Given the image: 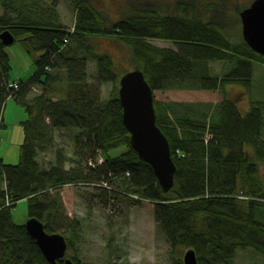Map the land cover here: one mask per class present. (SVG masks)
Masks as SVG:
<instances>
[{
    "label": "trees",
    "instance_id": "obj_1",
    "mask_svg": "<svg viewBox=\"0 0 264 264\" xmlns=\"http://www.w3.org/2000/svg\"><path fill=\"white\" fill-rule=\"evenodd\" d=\"M72 1L77 11L73 31L61 21L56 0H1L0 33L9 29L16 39L28 33V48L43 52L37 70L27 80L15 79L20 88L13 89L9 55L0 38V129L10 96L26 113L21 120L25 138L20 161L0 157V264H51L25 223L13 219L12 209L23 198L29 200V216L39 217L49 231L65 227L68 250L74 247L79 219L66 215L57 189L70 182L123 193L135 202H154L155 218L170 241L174 264H184L176 256L182 247H194L200 264H236L238 249L243 248L264 253V103L253 100L243 112L227 91L232 82L251 88L254 62L264 61V55L248 44L241 30L230 26L224 10L229 0L205 4L176 0L175 8L165 11H159L154 0H130L129 10L110 24L92 0ZM241 9L233 27L241 20ZM99 35L127 42L135 67L144 71L154 91L191 86L225 93L211 110L194 109L187 102H181L186 107L180 109L174 102L155 98L157 123L176 162L175 184L169 191L132 145L123 121L121 74L115 58L96 48L93 39ZM151 38L170 39L176 45L161 46ZM88 58L96 60L101 81L113 82L111 98L103 100L88 81ZM213 59L233 64L222 74L212 73ZM63 78L65 95L29 94L33 87H53ZM187 79L193 83H184ZM57 90L63 92L61 87ZM62 127L73 128L80 157L67 155L60 147L56 161L45 167L39 152L52 148L55 132ZM120 145L125 149L112 154ZM98 155L104 157L102 162ZM70 256L76 264H94L77 252Z\"/></svg>",
    "mask_w": 264,
    "mask_h": 264
},
{
    "label": "rangeland",
    "instance_id": "obj_2",
    "mask_svg": "<svg viewBox=\"0 0 264 264\" xmlns=\"http://www.w3.org/2000/svg\"><path fill=\"white\" fill-rule=\"evenodd\" d=\"M54 2L55 0H49ZM91 1V0H90ZM94 4L106 15V23L110 24L120 18L123 12L129 10L130 0H92ZM145 1V0H143ZM202 0H200L201 2ZM212 3H221L222 0H204ZM253 0H229L224 8L227 19L233 30H241L242 20L237 21L238 8L249 5ZM176 0H154V5L159 11H165L168 7L175 8ZM56 6L61 16V21L68 30H74L77 11L72 0H56ZM222 9V7H219ZM3 7L0 0V14ZM224 13V11H222ZM241 18V17H240ZM243 35V33H242ZM28 33H21L17 39L5 46L9 55L10 68L8 76L13 81L27 80L38 68L37 59L42 50L28 48L25 38ZM244 38V36H243ZM96 48L110 53L117 62L118 72L122 75L135 67V61L131 55L127 42L115 36H95ZM161 46H175L176 42L170 39H150ZM75 40H73V43ZM212 73L222 74L227 71L233 62L225 59H213L209 62ZM253 84L246 88L242 83L232 82L228 84L227 91L231 98L235 99L239 108L246 112L250 109L253 100H261L264 103V61L255 60ZM65 72L63 70L60 71ZM88 81L96 85L100 97L105 100L112 97L113 82L101 81L98 78L97 62L88 58ZM53 82V81H52ZM184 83H193V80H185ZM62 88L60 93L57 88ZM45 92L47 95L58 97L65 95L66 80H55L53 87H33L30 95ZM224 92L219 89H204L198 87H168L155 90V98L161 101L174 102L176 107L185 108L182 103H192L194 109L211 110L214 105L223 99ZM190 108V106H189ZM7 120L0 129V157L6 162L17 163L21 159L22 144L25 138V130L21 120L26 117L24 107L19 105L16 97L10 96L5 105ZM264 116V105L262 106ZM48 120V118H47ZM264 136V117H263ZM70 128V129H69ZM60 128L55 132V144L52 148L39 152V159L43 166L48 167L56 161V151L65 147L67 155H75L79 158V149L76 146L73 128ZM74 130H78L74 128ZM125 149L120 145L111 150L112 154H118ZM102 155H98L100 157ZM104 158V157H103ZM71 162H67L70 166ZM64 201L65 213L73 219H79L80 229L74 236V247L67 250V254L77 252L83 261L94 264H174L172 247L165 231L157 224L154 214V202L142 199L135 202L123 193H111L94 187L93 184L70 182L58 187ZM55 189H53L54 191ZM122 194V195H120ZM137 197V196H136ZM29 200L23 198L13 207V219L17 223H25L29 218ZM61 227L59 230H66ZM187 247H182L176 256L183 259ZM236 264H264V253L253 248L238 249Z\"/></svg>",
    "mask_w": 264,
    "mask_h": 264
},
{
    "label": "water",
    "instance_id": "obj_3",
    "mask_svg": "<svg viewBox=\"0 0 264 264\" xmlns=\"http://www.w3.org/2000/svg\"><path fill=\"white\" fill-rule=\"evenodd\" d=\"M240 17L245 40L264 55V0H253L241 9ZM0 38L6 45L16 40L9 29L3 30ZM119 94L123 121L131 133L133 147L153 166L164 191H169L175 184L176 162L169 139L157 123L155 91L141 68L134 67L120 76ZM25 226L51 264H76L73 257L67 255L69 242L64 232L47 230L44 221L37 216H29ZM183 260L184 264H200L194 247L185 250Z\"/></svg>",
    "mask_w": 264,
    "mask_h": 264
},
{
    "label": "built area",
    "instance_id": "obj_4",
    "mask_svg": "<svg viewBox=\"0 0 264 264\" xmlns=\"http://www.w3.org/2000/svg\"><path fill=\"white\" fill-rule=\"evenodd\" d=\"M9 86L12 87L13 89H19L20 88V83L17 80H13V81L9 82ZM178 152H180V150H178ZM103 160H104L103 156H100L98 158V162H102ZM90 163H93V162H90Z\"/></svg>",
    "mask_w": 264,
    "mask_h": 264
},
{
    "label": "crops",
    "instance_id": "obj_5",
    "mask_svg": "<svg viewBox=\"0 0 264 264\" xmlns=\"http://www.w3.org/2000/svg\"><path fill=\"white\" fill-rule=\"evenodd\" d=\"M255 71H256V68H255ZM7 120V113H6V110L4 111V121L6 122Z\"/></svg>",
    "mask_w": 264,
    "mask_h": 264
},
{
    "label": "bare ground",
    "instance_id": "obj_6",
    "mask_svg": "<svg viewBox=\"0 0 264 264\" xmlns=\"http://www.w3.org/2000/svg\"><path fill=\"white\" fill-rule=\"evenodd\" d=\"M91 162H93V161H91Z\"/></svg>",
    "mask_w": 264,
    "mask_h": 264
}]
</instances>
